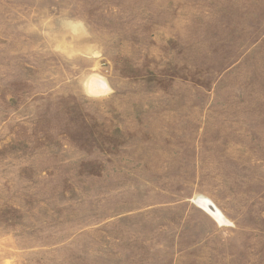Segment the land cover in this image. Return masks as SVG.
I'll list each match as a JSON object with an SVG mask.
<instances>
[{
  "label": "rangeland",
  "instance_id": "374dc122",
  "mask_svg": "<svg viewBox=\"0 0 264 264\" xmlns=\"http://www.w3.org/2000/svg\"><path fill=\"white\" fill-rule=\"evenodd\" d=\"M0 264H264V0H0Z\"/></svg>",
  "mask_w": 264,
  "mask_h": 264
},
{
  "label": "bare ground",
  "instance_id": "6f19581e",
  "mask_svg": "<svg viewBox=\"0 0 264 264\" xmlns=\"http://www.w3.org/2000/svg\"><path fill=\"white\" fill-rule=\"evenodd\" d=\"M97 84L104 88L103 83L97 82ZM200 205H202L213 217H215L219 222H225V217L220 213V211L217 208H214L208 200H200Z\"/></svg>",
  "mask_w": 264,
  "mask_h": 264
}]
</instances>
